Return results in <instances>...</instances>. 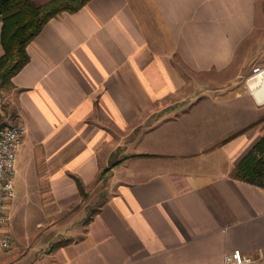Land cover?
<instances>
[{
    "label": "crops",
    "instance_id": "crops-1",
    "mask_svg": "<svg viewBox=\"0 0 264 264\" xmlns=\"http://www.w3.org/2000/svg\"><path fill=\"white\" fill-rule=\"evenodd\" d=\"M26 51L0 88L1 122L27 125L0 264H225L237 248L264 264V187L232 174L264 134L245 82L264 68V0H90ZM30 209L31 242L23 218L13 231Z\"/></svg>",
    "mask_w": 264,
    "mask_h": 264
},
{
    "label": "trees",
    "instance_id": "trees-1",
    "mask_svg": "<svg viewBox=\"0 0 264 264\" xmlns=\"http://www.w3.org/2000/svg\"><path fill=\"white\" fill-rule=\"evenodd\" d=\"M90 0H0L2 21L0 57V88L12 89V78L29 61L28 44L48 21L60 13H74ZM1 119V118H0ZM7 123L1 122L0 129ZM233 177L264 187V134L236 163Z\"/></svg>",
    "mask_w": 264,
    "mask_h": 264
},
{
    "label": "built area",
    "instance_id": "built-area-1",
    "mask_svg": "<svg viewBox=\"0 0 264 264\" xmlns=\"http://www.w3.org/2000/svg\"><path fill=\"white\" fill-rule=\"evenodd\" d=\"M264 72V68L257 66L253 74ZM3 113L0 110V118ZM27 132V125L22 121L6 124L0 129V250H7L12 245L8 223L11 203L15 198V174L18 149L22 138ZM263 257L262 250L258 258L244 254L237 248L224 254L225 264H260Z\"/></svg>",
    "mask_w": 264,
    "mask_h": 264
},
{
    "label": "rangeland",
    "instance_id": "rangeland-1",
    "mask_svg": "<svg viewBox=\"0 0 264 264\" xmlns=\"http://www.w3.org/2000/svg\"><path fill=\"white\" fill-rule=\"evenodd\" d=\"M40 3L46 1V0H38ZM215 85H208L207 83H199V88L196 87V92H192L193 94H212L213 92H216L217 89L219 88V83H214ZM198 89V91H197ZM3 92L5 89H2ZM9 109V105L6 104V103H2L0 104V110L1 112L3 113L2 115V119L5 118L7 116V112ZM230 117H228L229 119ZM19 163L17 162L16 164V170H17V173L15 174V192H16V195L17 197L19 196V194L21 192H23V184L26 183L25 180L26 179H22V176L20 174V167H18ZM27 183H28V178H27ZM16 197V196H15ZM38 210L35 209V211L33 212V209H30L29 212L27 214H24L21 218H20V215L18 216V213L17 211H13V222H14V227H13V231H17L19 227H16L15 225H17L19 222L22 221V218L24 219V221H26L25 223L27 224L26 225V231L28 233H30V242L31 241H34L36 240L38 237L36 236V232H37V229L35 228V224H36V217H37V212ZM8 229V228H7ZM12 241V240H11Z\"/></svg>",
    "mask_w": 264,
    "mask_h": 264
},
{
    "label": "water",
    "instance_id": "water-1",
    "mask_svg": "<svg viewBox=\"0 0 264 264\" xmlns=\"http://www.w3.org/2000/svg\"><path fill=\"white\" fill-rule=\"evenodd\" d=\"M247 86L250 91H253L255 89H258L262 86H264V72L259 71L257 73H254L246 78Z\"/></svg>",
    "mask_w": 264,
    "mask_h": 264
},
{
    "label": "bare ground",
    "instance_id": "bare-ground-1",
    "mask_svg": "<svg viewBox=\"0 0 264 264\" xmlns=\"http://www.w3.org/2000/svg\"><path fill=\"white\" fill-rule=\"evenodd\" d=\"M257 100H264V86L252 91Z\"/></svg>",
    "mask_w": 264,
    "mask_h": 264
}]
</instances>
